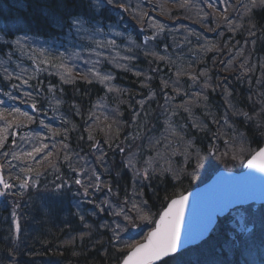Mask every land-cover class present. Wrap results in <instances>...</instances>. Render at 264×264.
Instances as JSON below:
<instances>
[{
    "label": "trees",
    "instance_id": "trees-1",
    "mask_svg": "<svg viewBox=\"0 0 264 264\" xmlns=\"http://www.w3.org/2000/svg\"><path fill=\"white\" fill-rule=\"evenodd\" d=\"M172 1L114 0L112 5H108L106 0H0V34L8 44L4 47L0 41V55L4 56V50L13 46L11 41L18 34L31 35L34 41L44 43L41 46L58 40L64 44L63 51L51 50L49 54L62 52L60 64L64 63L70 67L71 76L74 77L71 83H65L61 79L60 73L64 70L58 67L60 64L47 66L45 74L32 75L28 70L26 75H22L18 80L14 70H0V89L3 90L0 95L6 97L4 93H12L11 95L16 97L13 104L18 107L17 104L26 100L19 88L24 85V80H28L27 87L39 86L42 97L38 98L35 92L32 95L40 104H45L48 98L59 102L61 100L62 111L69 119L61 121L60 129L65 135L63 137L70 142L69 146L73 152L75 149L81 150L84 146L78 145L80 139H88L90 135L91 142L97 140L104 146L106 141H118L117 158L108 156L111 169L103 168L106 171L103 186L99 190L89 189V199L82 201L73 195V185H76L74 182L59 191L55 190L59 176L56 175L57 181L53 179L50 172L52 167L45 163L44 158L47 157V160L54 161L56 166L63 165L64 169L65 159L61 157V153H65L64 150L56 149L61 153L57 154L55 151V155H52L54 158H50L46 154L49 151L46 148L43 153H39L43 154V163L30 165L25 160L15 164L14 168L9 167L6 159L11 157L13 149L21 145L17 139L20 135L25 147H31L34 139L42 143L40 133L36 132L37 120L29 122L23 117L19 119L22 126L12 127L0 147V162L6 170L7 182L16 183V187L0 199V264H118L128 249L144 238L167 201L197 183L188 174L186 177L182 175L183 178L177 182H173L169 175H149L148 179L143 178L142 197L152 210L150 218L140 220L131 213L138 225L133 229L123 221V217L113 214L115 203L121 206L125 200V194L122 199L117 193H127L134 173V170L129 169L121 160L122 141L121 137H118V130L129 128L132 114L130 108H136L137 97L145 95L147 90H150L148 86L155 89L153 86L159 79L170 80L177 77V81L186 82L185 76L188 72H193L199 77L198 80L210 82V89L202 94L195 106H187L195 110L194 117L198 127L188 124L186 130L202 152L208 151L206 142L221 145L230 140L236 141L233 133L222 131L226 129L221 112L226 93H229L232 108H245L244 110L252 116V110L259 112L260 104L264 105V85L252 86L258 70L264 68V62H260L264 60V10L255 9L254 14L249 17L242 7L247 0H231L232 6H236L226 12L225 16L232 22L229 25L224 20L225 16L216 8L209 7L207 3L203 4L204 0H188L184 7H180L184 0H178L175 5H172ZM218 2L219 0L217 4ZM121 4L126 6L127 11L120 8ZM156 10L158 15L152 14V11ZM76 18L84 21L83 28L79 31L70 23ZM169 23L176 26L169 34L171 36L167 32L163 34ZM154 25H163V30H158ZM250 32L254 35H250ZM142 34L150 38L149 43L143 41ZM194 37H198V42L191 41ZM205 40L211 45L208 50L200 47L199 41ZM97 41L104 45L107 41H115L114 49L110 46L106 49L104 46L100 47ZM187 42L190 43L188 44L191 49H196V53L195 50L187 53L176 50L177 43ZM153 52L157 55H151ZM73 53L79 55L74 56ZM88 53L98 56V59H90L98 73H111L110 76L117 81L115 84H119L118 88L112 86L116 92L111 93L113 96L110 95L113 99L111 104L120 108L117 123H110L108 120H93L91 123V119L87 117L93 98L101 95L104 86L100 77L95 75L96 71L91 74L89 68L80 66L86 62L87 58L84 57ZM54 56L60 59L59 56ZM194 61L205 67V75H199L185 66V62ZM29 68L33 71L35 66ZM92 68L93 66L90 69ZM176 70L177 76L174 74ZM146 72L153 78L148 80ZM12 85L20 87L13 88ZM49 86H52L51 91ZM136 86L142 87L139 90L135 89ZM151 107L145 106L135 131L142 130L140 125L147 119V115L149 125ZM232 114L228 113L230 119L233 118ZM253 120H256L259 126H247L244 130L245 136L251 145L260 146L264 142V117L258 116ZM13 132L15 136L12 135ZM6 153L8 155H5ZM27 167L34 169L30 176L22 172V169ZM230 167L235 169L236 164L227 163V168ZM98 168L102 172L101 166ZM35 171L45 173L38 178ZM67 171L69 170H66L64 176L68 177V181H72ZM209 176L210 173L204 179ZM17 177L34 179L36 186L30 184L27 189L22 190ZM46 177L50 178V181L46 180ZM109 187L111 193L108 191ZM106 199L110 201V205L102 204ZM97 205H101L104 210L101 211ZM258 207L259 209H256L251 205L245 208V216L251 224L249 232L237 231V227L231 225L230 215L225 216L219 219L207 239L178 252L173 258H167L166 264H255V260L248 256L259 257V252L263 251L264 247V243H261L264 239V225H259L264 222V204ZM112 215L119 219L116 223H120L125 229L120 235L128 237L126 242L122 238L119 242L113 239L115 223L110 224ZM105 224L108 227H102ZM69 241L71 243H68Z\"/></svg>",
    "mask_w": 264,
    "mask_h": 264
},
{
    "label": "rangeland",
    "instance_id": "rangeland-1",
    "mask_svg": "<svg viewBox=\"0 0 264 264\" xmlns=\"http://www.w3.org/2000/svg\"><path fill=\"white\" fill-rule=\"evenodd\" d=\"M236 6V4L234 5ZM233 6V7H234ZM189 37H191L189 35ZM198 37H194V43L197 41ZM52 40V39H51ZM189 40V39H188ZM201 40V39H198ZM207 40V39H206ZM199 41L200 47H204L205 50L210 47L211 45L207 43V41ZM187 43H181V46L178 47V51L181 53H187V52H193L196 53V49H191V46ZM192 43V42H191ZM29 45L28 49H24V45ZM44 44L40 41L34 42V41H27L26 39L21 40V45L18 47V49L14 46L11 48L5 49V58H0V64L1 66H6L7 68H15L16 74L20 75H26L27 69L30 66H35V69L37 70L38 74H44L43 70L46 69L47 66L51 65H58L60 64L61 60V53L56 54H49L51 50L55 51H63L64 44L61 42H58V40L53 43L50 42L49 44H45V47H40L41 49H44L46 54L41 55L39 53V45ZM152 46V43L151 45ZM198 47V46H196ZM39 49V50H38ZM48 53V54H47ZM45 55L47 57H45ZM59 56L60 59H56L55 56ZM52 57V59H50ZM45 59H47V63L42 62ZM261 63L264 62V60L260 61ZM185 66L189 67L191 71L197 72V74H201L203 71V66H200V62H191L186 63ZM183 65V64H181ZM11 66V67H10ZM1 70V69H0ZM93 71H90V73H95V68L93 66ZM174 74L177 76L178 70L174 71ZM264 68L258 70L256 74V80L252 82V86H258L264 85ZM163 77V75H161ZM187 76V77H186ZM185 76L186 82L177 81V77L175 78H168L166 79H159L156 83L155 90L151 91V87H149L150 90H147V93L145 95H140L137 97L138 103L136 104V108L132 107L130 108L131 111L135 109L134 114L135 117L138 114L139 118L141 119L142 113H144L145 106H152V110L150 111L149 116V125H148V115L146 116L147 119H145L141 126V131H135L138 129V126L134 125L133 127H130L126 130L121 128L118 130V137H121L122 146L121 148H124V152L122 153L120 151V157L121 160L124 162V165H127L128 161L131 160L134 167H129V169L134 170V173H132L131 180L129 182V187L127 193H120L117 194L121 196L122 199L124 194L125 198L127 197L129 201H136L139 203L140 201H145V199L142 197V185H143V176L144 175V169H148V173L150 176H158V175H169L173 182H177L178 180H181L183 176L186 177V174L189 175V177L193 178L195 182H201L204 178L215 172L217 169H228L227 163L229 164H236L237 167H242L243 162L246 160V158L251 153L256 151L259 147H262L263 143L260 146H254L251 145L248 142V138L245 136V129L247 126L252 124L251 126L254 128H257L259 123H256V120L258 116H256V113H259L262 108H264L263 103L260 104L259 112L255 110H252L254 113L253 116L250 112H247L244 110L245 108L241 109H235L232 108L231 101L229 100V93H226L225 96V102L223 103V106L221 108V112L223 113L224 117V128L222 131L225 133L227 130L234 134L236 137V141L232 142L231 140L228 141V143L225 144H213L215 148L217 149L216 155H209L208 151L202 152L200 151L201 156L204 157L202 167H200L195 174V177L191 175L193 172V169L196 167V150L201 149L198 144L195 143L194 138L189 135L186 128H188V124H191V127H193V124H196L197 119L194 117L195 110H192L191 107L189 108V111H185V107L194 105L197 103V100L201 98L202 94L206 93L209 87L210 82H204L201 80H198L199 77L193 73L188 72V75ZM192 77H196L197 79L194 81ZM29 78V77H26ZM146 78L152 79L153 76L151 74H148L146 72ZM169 80V81H168ZM207 81V80H206ZM150 83V82H149ZM205 83H207V87H205ZM166 85V86H165ZM27 84H24L19 88V91L22 92L26 96V103H32L35 104V106L38 108V110H35V112L31 113L28 110H24L23 108L19 107L22 112H27L30 116L33 117V121L38 122L41 129L40 130V137L42 144L48 145V152H46L47 156L49 152L54 153L57 150L61 149L62 151L66 149L67 153H61L59 151H56L57 154H63V159L65 156L74 157V161H70L71 168L69 167V161L65 162V168L69 170V177L73 179L76 178V173H73L72 168H75L77 172L80 173V178L84 179V172H87L88 176L91 177L92 170L94 169L96 173L100 176L102 184H104V178L105 170L103 168H106V170H110L111 167L108 163L109 157L111 158H117L116 157V147L118 145V141H106L105 145H102L98 143L97 148H93L92 145L95 144L94 140L91 142V139H80L78 145L83 144L84 147L80 148L81 150H86V152H79L78 150L75 152L72 151L71 147L69 146L70 142L66 140L64 137L62 130L60 129V122L62 120L67 121L69 118H63L64 116H60L59 113H57V103L55 101H52L51 98H48L45 104H40V101L32 95L33 92H35L38 98L42 97L41 91L39 86L38 87H27ZM142 86H136L135 89H139ZM25 88V89H24ZM153 89V88H152ZM179 89V91H177ZM27 93H31L33 96L26 95ZM199 93L200 95H197ZM1 94V90H0ZM111 96H113L110 93ZM192 98V99H191ZM250 98V97H249ZM0 100L4 101L0 107L3 108H11L15 107L16 105L13 104L14 100L10 97L1 96ZM194 100V101H193ZM251 100V98H250ZM140 101H143V104L140 103ZM250 106L251 104H247ZM132 105H130L131 107ZM195 106V105H194ZM259 106V105H258ZM257 106V107H258ZM90 108V107H89ZM251 109L250 107H248ZM91 111H94L95 109L90 108ZM128 109V108H127ZM129 109V110H130ZM99 110L103 111V108H100ZM233 113L232 119H230L228 113ZM236 112L241 113H247L248 116H252L253 122H250L251 120H247L244 115H234ZM198 113V112H197ZM119 113L117 114H108V121L110 123L118 122ZM20 115H17V119H22ZM88 118L91 119V123L93 120H99L100 117L97 116V113H91L90 115H87ZM103 117H106V114L103 115ZM25 118V117H23ZM26 119V118H25ZM44 121V125H49L50 127H45L40 123V121ZM167 122V123H166ZM3 123V122H2ZM0 121V124H2ZM139 125V124H138ZM169 125L172 127L169 128ZM110 127V125H109ZM172 129H175V134L173 133ZM188 133V134H187ZM5 135V133H3ZM64 136V137H63ZM44 137V139H43ZM241 137L243 138L241 140ZM87 138V137H85ZM83 143H82V142ZM158 141V143H157ZM191 141L192 145L194 147H187V142ZM81 142V143H80ZM90 142V144H89ZM225 142V141H224ZM41 144V145H42ZM92 144V145H91ZM243 145L244 151L240 152L239 148ZM55 145V147H53ZM64 145H67V148L64 147ZM91 145V146H89ZM211 144L205 143V146L207 147V150L209 149V146ZM51 146V147H49ZM89 146V148H87ZM70 148V149H69ZM86 148V149H85ZM12 150V149H11ZM26 151V150H25ZM30 152V150H27L24 153ZM225 152H227V155H223ZM236 154L235 159H233V154ZM93 154V155H92ZM103 154V162H100L97 160L98 157H100ZM190 154V155H189ZM92 155V156H91ZM186 155L189 156V158L186 160ZM22 157L23 155H19ZM37 161H42L43 154H36ZM38 157L39 160H38ZM49 157V156H48ZM52 156H50L51 158ZM13 156L9 157V160H13ZM32 162V160H30ZM149 162L151 166L149 167ZM101 166L102 172L99 170L98 167ZM232 167H230L231 169ZM84 170V171H81ZM136 170H140V176H136ZM229 170V169H228ZM53 179H56V175H58L61 179L59 180V183H62L64 180V175L62 174V171L60 168H58L55 172L52 171ZM45 171H42V174H44ZM41 174V175H42ZM55 175V176H54ZM178 177V179H177ZM39 178V176H38ZM94 179V178H92ZM46 180L50 181V178L46 177ZM199 180V181H196ZM57 181V179H56ZM9 184L16 183L8 182ZM54 184L56 182H53ZM85 185H87L88 180H84ZM74 191L73 193L78 196H86L83 190H81L79 187L74 185ZM115 193V192H114ZM112 192V194H114ZM87 196H89L87 194ZM120 204L115 203V211L119 209ZM131 207V204L129 203V208ZM246 208V207H245ZM248 208V207H247ZM256 209H259V207H256ZM246 209L238 208L237 210L232 211L230 215V221L232 222V227H237V231L240 230L242 223L246 222L247 231H243L245 233L249 232L251 230V224L249 221H247V217L245 216ZM144 214H147L150 218V215L152 214V210L147 205L144 208ZM133 215L136 216V213ZM132 215V216H133ZM119 221L118 218L112 215L110 224H113V222ZM264 225V222L259 224ZM264 228V226H263ZM236 231V232H237ZM262 233L264 235V231L262 230ZM264 243V239L263 242ZM263 251L259 252V257L257 256H248V258L255 260V264H264V247H262ZM242 261V257L240 259Z\"/></svg>",
    "mask_w": 264,
    "mask_h": 264
},
{
    "label": "snow or ice",
    "instance_id": "snow-or-ice-1",
    "mask_svg": "<svg viewBox=\"0 0 264 264\" xmlns=\"http://www.w3.org/2000/svg\"><path fill=\"white\" fill-rule=\"evenodd\" d=\"M205 3L208 4L209 7H216L217 0H204ZM220 3H226V0H219ZM106 3L108 5H112L114 3V0H106ZM188 0H184V3L180 5V7H184L187 5ZM242 7L245 10V14L251 17L254 14L255 9H261L264 10V0H247V3L242 5ZM120 8L127 11V8L124 4L120 5ZM225 11L227 9L225 8ZM146 15V13L144 14ZM224 20L231 25V20L227 18V16L224 17ZM71 26L77 31L81 30L83 28L84 21L82 19L76 18L71 20ZM154 27H158V30H163V25H154ZM250 35H254V33L250 32ZM155 35V33H154ZM26 39V37H20L17 38L14 41V44L20 45L21 40ZM149 37H145V43L149 40ZM98 46L103 47L104 44L102 42L97 41L96 42ZM134 43V41H133ZM109 44L114 45L115 41H109ZM40 54H44V49L39 50ZM149 53H146V55ZM63 55V54H62ZM72 55L78 56L79 53H73ZM151 55H157L156 53H151ZM160 59H164V57H160ZM47 63V59L44 61ZM59 68L63 69L64 71L60 73L61 79L65 83H71L74 77L71 76V71L72 69L68 66H66L64 63H61ZM89 71H93L92 69H89ZM137 75H140V73H136ZM96 76L100 77V82L105 83V81L110 80L111 76H100L99 73H95ZM200 75H205V73H201ZM85 79L87 78L86 76L84 77ZM16 79H20L19 76L16 77ZM192 79L195 81L197 78L192 77ZM23 84H27L28 80H24L22 82ZM166 86V85H165ZM207 83H205V87H207ZM13 88H19L20 85H12ZM52 90V86H49V91ZM112 91L113 89H109ZM179 91V89H177ZM5 96L10 97L11 99L15 100L16 97L11 96L10 93H4ZM26 95L31 96V93H27ZM197 95H200L197 93ZM206 99V97H205ZM4 101L0 100V105H2ZM141 104H143V101H140ZM32 108L35 110L36 106L35 104L32 105ZM185 111H189L188 107H185ZM17 115L23 116L27 119V121L32 122L33 117L30 116L27 112H22L20 108L18 107H11V108H3L0 107V121H3L2 124H0V147L3 146L4 140L6 137L3 135V133H7V130L11 127H20L21 122L17 119ZM234 115H244L247 120H252V116H248L247 113H241V112H236ZM256 116H261L264 117V108L260 110L259 113L255 114ZM8 117H11L12 119H9ZM136 117L134 116L133 119ZM264 122V121H262ZM40 123L44 125V121L41 120ZM167 123V122H166ZM45 127H50L49 125H44ZM172 126L169 125V128ZM193 127H198L197 124H193ZM173 133L175 134V129H172ZM118 134V133H117ZM13 136H15V132L12 133ZM39 135V134H37ZM91 139V136L89 137ZM243 138L241 137V140ZM13 143H15V140H13ZM158 143V141H157ZM228 143V142H226ZM48 147L46 144H42L40 146H34L30 152L23 153L22 155L24 156L25 159L36 158L37 153H43V151ZM55 147V145H53ZM65 148H67V145H64ZM93 148H97L98 146L96 144L92 145ZM187 147H194L192 145L191 141L187 142ZM120 151L123 153L124 148H120ZM240 152L244 151L243 145L241 144L239 148ZM217 149L215 148L214 145H210L208 149V154L209 155H216ZM228 153L225 152L223 155H227ZM5 155H8L7 153ZM53 153L49 152L48 156H52ZM190 155V154H189ZM196 167L193 169V172L191 175L195 177L196 171L202 167L203 164V159L204 157L201 156L200 150H196ZM12 156L16 159H20L19 156H16L15 153H12ZM189 158L188 155H186V160ZM237 158L236 154H233V159ZM45 163L53 168H56V164L54 161H49L47 160V157L44 158ZM65 161H69V167L71 168V163H70V157L65 156L64 157ZM98 161L103 162V154L97 158ZM39 162V161H37ZM247 164L249 167H257L261 171H264V147H260L258 150L254 151L251 153L250 158L247 160ZM127 167H134L133 163L131 160L128 161ZM151 166L149 162V167ZM11 167V165H9ZM73 173H76V178L74 179V183L78 186H80L84 193L87 195L89 192V189L95 188L99 190L103 185L101 182L100 176L96 173V171L93 169L91 173V177L88 176L87 172H84V179L82 180L80 178V173L77 172L75 168H72ZM84 171V170H81ZM144 179L149 178V173L148 169H144ZM22 172L31 175L34 172V169L31 167H27L22 169ZM42 174L41 171H35V176L38 177ZM136 176H140V170H136ZM94 178V179H92ZM17 179L20 181L19 187L23 189H27L30 184L31 186H36V181L34 179H20V177H17ZM57 179H61L60 177H57ZM178 179V177H177ZM84 180H88L87 185H85ZM73 181H68L65 180L62 183H57L55 185V190L59 191L62 187L72 183ZM0 185H2L3 190H0V196H5L9 194V190L16 187L14 184H9L7 181L4 180L2 176H0ZM109 193H111V188H108ZM188 201V197L185 195H180L174 199H171L167 207L163 209L159 213L158 219H155L153 223L155 224V227L151 229L146 235L145 242L139 243L132 245L130 248V251L127 253L126 256L121 261V264H166L167 258H173L175 254H177L180 249L182 244L187 245L191 243L193 240L198 239L200 236H203L204 232L207 231L208 224L211 223V218H209L208 222L204 224L195 234L192 232L191 229L188 228V231L183 235L182 237V232H181V227L184 224L185 221V215H184V208L185 205ZM129 203L131 204V207L129 208L128 205ZM103 205H110V201L107 199L102 202ZM147 206V201H140L137 203L136 201H129L128 198L126 197L123 204L119 207L117 211H115L113 214L117 217H123V221H126L131 228H137L138 225L133 219V216L131 213H136V216L140 220H148L149 216L147 214H144V208ZM97 207L100 208L101 211L104 210V208L101 205H97ZM222 210V209H221ZM13 216H15V212H13ZM115 229H113V239L116 242H119L120 240V233L123 232L125 229L121 226L120 223H116L115 221ZM102 227H108V225H102ZM18 225H17V231H18ZM240 231H247L246 227V222L242 223V226L240 228ZM68 243H71L69 241Z\"/></svg>",
    "mask_w": 264,
    "mask_h": 264
},
{
    "label": "water",
    "instance_id": "water-1",
    "mask_svg": "<svg viewBox=\"0 0 264 264\" xmlns=\"http://www.w3.org/2000/svg\"><path fill=\"white\" fill-rule=\"evenodd\" d=\"M0 176H2L1 172ZM183 195L188 197V201L184 208L185 221L181 227L182 237L188 228L195 234L208 222L209 218L211 223L208 224L203 236L187 245L182 244L181 249L205 239L218 218L227 214L230 209L251 202H264V171L255 166L249 167L246 161L242 171L219 170L206 183Z\"/></svg>",
    "mask_w": 264,
    "mask_h": 264
}]
</instances>
